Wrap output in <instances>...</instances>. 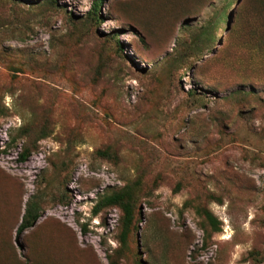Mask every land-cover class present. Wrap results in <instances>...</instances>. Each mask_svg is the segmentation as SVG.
I'll return each instance as SVG.
<instances>
[{"label": "rangeland", "instance_id": "obj_1", "mask_svg": "<svg viewBox=\"0 0 264 264\" xmlns=\"http://www.w3.org/2000/svg\"><path fill=\"white\" fill-rule=\"evenodd\" d=\"M94 2L0 0V264H264V0Z\"/></svg>", "mask_w": 264, "mask_h": 264}, {"label": "trees", "instance_id": "obj_2", "mask_svg": "<svg viewBox=\"0 0 264 264\" xmlns=\"http://www.w3.org/2000/svg\"><path fill=\"white\" fill-rule=\"evenodd\" d=\"M100 3L101 0H95V2L91 7V11L96 12L98 10V6ZM25 155H22V158H24ZM105 205H118L123 211V218H122L123 229L121 231L120 236H121V240L124 241L130 229V226L132 225V220H133V211H132L133 203L130 196V190L128 188H125L119 192H113L111 194L103 196L100 199L98 205L94 208V212L96 213L101 206H105ZM203 214L210 223H215V219L213 218L212 214L209 211L204 210ZM39 216H40L39 205L35 201H32L25 209L23 218L16 229L17 235L18 236L21 235L25 230L32 227L38 220Z\"/></svg>", "mask_w": 264, "mask_h": 264}]
</instances>
